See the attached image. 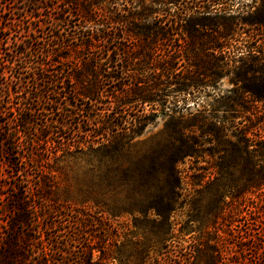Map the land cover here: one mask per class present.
Here are the masks:
<instances>
[{"label": "trees", "instance_id": "obj_1", "mask_svg": "<svg viewBox=\"0 0 264 264\" xmlns=\"http://www.w3.org/2000/svg\"><path fill=\"white\" fill-rule=\"evenodd\" d=\"M235 1L152 0L149 5L138 7L134 5L136 0H131L128 9L118 12L114 7L106 14L100 12L105 11L103 8L88 7L83 19L84 23L93 24L92 34L75 32L71 38L65 34L68 14L61 10L54 18L58 30L48 36L50 43L42 44L34 55L42 60L18 66L22 90L10 88L8 91L9 97L23 95L20 98L28 105L23 114H19L21 118L14 113L13 120L0 121V149L10 158L15 157L7 161L16 168L33 162L32 157L24 160L20 157L22 140L30 138L27 142L30 149L37 143L31 135L36 137L40 129L42 135L48 137L46 133L53 123L44 118L37 123L33 112L48 111L51 116L56 115L61 112L58 107L37 106L46 99V94L63 99L72 108L62 122L57 120L60 133L70 132L66 137L68 143L59 144L60 147L67 150L75 147V152L81 153V145L87 146L88 154L92 153L99 163L107 166V184L111 173H120V180L129 185L132 198L136 197L133 193H144V198L132 199L128 208L117 210L120 214L130 212L134 219L151 223L153 233L159 235L148 247L145 259L150 258L153 247L167 249L175 230L172 218L183 203L181 164L202 157L206 151L210 156L221 155L216 169L218 179L223 181L225 175L231 174L232 159L264 153V134L259 130L254 132L251 119L244 116L253 111L251 105L264 102V54L262 49L253 48L256 42L248 46L240 39L241 25L233 17ZM65 2L72 9L78 0ZM247 23L264 26V20ZM27 45L22 42L17 54L31 60L33 46ZM74 46H78L75 48L78 53L88 52L83 58L79 56L75 72L70 71L67 78L52 72L57 57H63L62 50ZM63 61L60 63L65 65L67 59ZM230 70H234L235 86L210 102L206 90ZM2 75H5L4 68L0 69ZM99 75L104 83L107 81L105 86L113 89L111 93L104 87L92 85L90 81ZM73 77L78 84L71 81ZM33 80L38 96H34L29 84ZM240 81H244L242 85ZM103 97L106 102L102 101ZM51 100L61 105V101ZM77 101L86 103L80 106ZM160 116L167 117L168 121L163 132L165 140L159 150L114 167L117 157L128 154L135 147L134 140ZM11 122H15L17 128L13 129ZM208 143L212 148L205 150ZM252 174L253 178L238 189L239 194L263 188L264 165L255 168ZM23 195L14 196V204L8 206L12 216L0 247V264H23L21 243L31 240L19 233V229L29 225L31 220V206ZM44 201L51 202L46 198ZM50 204L55 210H61L60 205ZM75 213L77 220L73 230L60 229L68 233L70 244L77 243L84 222L89 228L99 225L95 215L86 214L80 208ZM53 224L56 228L63 226ZM89 237V242L82 247L84 256H80V264H107L113 253L111 242L93 233ZM95 249L101 254L96 261L93 260ZM39 264L48 262L43 259ZM207 264H217L216 258Z\"/></svg>", "mask_w": 264, "mask_h": 264}, {"label": "rangeland", "instance_id": "obj_2", "mask_svg": "<svg viewBox=\"0 0 264 264\" xmlns=\"http://www.w3.org/2000/svg\"><path fill=\"white\" fill-rule=\"evenodd\" d=\"M151 2L152 0H136L134 5L139 7ZM235 2L233 17L241 25L240 39L248 46L256 42L253 48L256 51L262 49L264 54V26L258 23L250 26L247 23L251 20H264V0ZM130 5L131 0H78L71 9L65 0H0V69L4 68L5 71V75L0 76V121L6 123L13 120L14 113L21 118L23 109L28 104L20 98L23 95L9 97L8 91L10 88L22 90L19 87L21 80L18 77V66L42 60V57L34 55L42 44L50 43L48 36L58 30L54 18L61 10L68 14V31L65 34L67 38H71L75 32L92 34L93 24L84 23L85 8H103L105 11L100 12L106 14L114 7L121 12ZM76 25L79 27L76 28ZM33 28L37 30L34 31ZM22 42L29 47L33 46L31 60L25 55L17 54ZM77 47L62 50L64 58L57 57L59 63H54L52 72H59L64 78L69 76L70 71L74 73L75 64L81 59L79 56L83 58L88 53H78V49L75 50ZM66 59L65 65L60 63ZM101 77L99 75V78L90 82L94 87H104L107 93H111L113 89L105 86L107 81L104 83V78ZM233 78L234 70H230L229 74L213 83L206 90L210 95L208 100L212 102L218 94H224L233 88ZM71 81L78 84L74 77ZM34 82L33 80L29 84L34 96H38L39 91ZM243 82L240 81L239 85ZM53 98L61 101V105L53 103ZM102 101L107 100L103 97ZM85 103L76 102L80 106ZM43 106L49 109L58 107L61 112L53 116L48 111L33 112V119L37 123L42 118L49 119L50 123L53 121L49 135L46 133L48 137L42 135L40 129L36 137L31 135L37 143L30 149L27 146L30 138L22 140L20 157L23 160L28 156L32 157L33 162L16 168L7 161L11 158L14 160L15 157L10 158L5 150L3 152L0 149V247L7 233L8 220L12 216L8 206L14 204V196L24 193L23 196L31 206V220L29 225L19 229V233L24 237L26 234L31 240L21 243L23 264H39L43 259L48 264H80V256H84L82 247L89 242L90 233L111 242L113 253L107 264H207L214 257L217 264H264V186L245 194H239L238 190L253 178L255 168L264 165L263 152L232 159L231 174L225 175L226 180L223 181L218 179L216 169L221 163V155L210 156L206 151L202 157L186 160L181 164L183 203L181 202L182 207L172 218L175 227L173 239L168 242L167 249L162 246L153 247L149 252L150 258L145 259L148 247L158 240L159 235L153 233L151 223L134 219L130 212L120 214L117 210L128 208L132 199L144 198V193H133L136 197L132 198L129 185L120 180V173H111L112 178L107 184V166L99 163L98 157L92 153L88 154L87 146L81 145V153H76L75 147L71 150L60 147L59 144L68 143L66 137L70 132L60 133L57 120L62 122L72 107L63 99L47 94L46 99L37 107ZM251 106L253 111L244 116L251 119L254 132L259 130L264 134V102ZM167 121L165 116L154 119L134 140L135 147L128 154L117 157L114 167L124 165L129 159L139 160L159 150L165 140L163 132ZM11 126L13 129L17 128L15 122H11ZM211 146L208 143L205 150L212 148ZM229 186L232 188L229 189ZM43 197L55 206L60 205L61 212L44 201ZM79 208L86 214L95 215L99 225L89 228L84 222L77 243L70 244L68 233L61 230H73L77 220L75 210ZM53 223H61L63 226L56 228ZM100 256V252L95 249L93 260H98Z\"/></svg>", "mask_w": 264, "mask_h": 264}]
</instances>
